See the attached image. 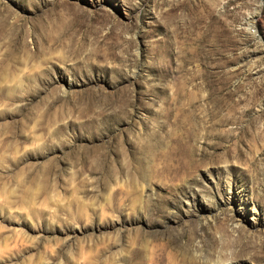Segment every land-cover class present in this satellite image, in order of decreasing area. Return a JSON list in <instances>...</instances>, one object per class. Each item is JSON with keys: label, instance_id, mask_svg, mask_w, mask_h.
<instances>
[{"label": "rangeland", "instance_id": "rangeland-1", "mask_svg": "<svg viewBox=\"0 0 264 264\" xmlns=\"http://www.w3.org/2000/svg\"><path fill=\"white\" fill-rule=\"evenodd\" d=\"M0 264H264V0H0Z\"/></svg>", "mask_w": 264, "mask_h": 264}, {"label": "bare ground", "instance_id": "bare-ground-1", "mask_svg": "<svg viewBox=\"0 0 264 264\" xmlns=\"http://www.w3.org/2000/svg\"><path fill=\"white\" fill-rule=\"evenodd\" d=\"M260 10V9H259ZM259 10L258 11H256V14L257 15H259L260 13H258L259 12ZM254 21H255V18H254V15H252V19L250 20V22L252 23V24H254Z\"/></svg>", "mask_w": 264, "mask_h": 264}]
</instances>
